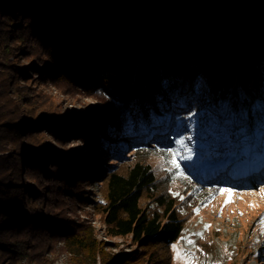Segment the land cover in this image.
Segmentation results:
<instances>
[{
	"label": "trees",
	"instance_id": "obj_1",
	"mask_svg": "<svg viewBox=\"0 0 264 264\" xmlns=\"http://www.w3.org/2000/svg\"><path fill=\"white\" fill-rule=\"evenodd\" d=\"M150 25L154 43L170 27L175 32L162 42L165 58L157 56L165 70L145 88L137 57L144 60L155 46ZM259 36L264 3L258 0H0V264H48L46 253L59 244L74 264H171L172 244L206 188L233 179L228 172L196 181L184 159L235 154L264 162V49L249 53L245 45ZM225 50L238 62L235 80L224 68ZM20 57L40 65L32 70L41 81H64L106 100L99 138L106 167H90L96 152L83 161L86 169L78 168L76 153L72 159L55 154L46 134L61 144L72 137L90 145L94 128L35 93ZM193 57L179 88L177 65ZM203 73L216 82L218 107L201 84ZM252 78L253 97L242 85ZM176 139L185 142L183 150ZM173 147L179 165L170 160ZM91 178L102 195L95 212L107 236L130 237L136 253L115 259L89 223L67 217Z\"/></svg>",
	"mask_w": 264,
	"mask_h": 264
},
{
	"label": "rangeland",
	"instance_id": "obj_2",
	"mask_svg": "<svg viewBox=\"0 0 264 264\" xmlns=\"http://www.w3.org/2000/svg\"><path fill=\"white\" fill-rule=\"evenodd\" d=\"M215 1L235 3L252 0ZM258 1L264 3V0ZM169 18L171 17L166 16L165 21H169ZM126 24L127 33H129L132 25H129L128 22ZM143 25H146V23ZM143 25L140 24L139 26L142 27ZM185 25L189 26L188 23H185ZM174 32L170 27L165 38H162L160 43H154L153 41H156L154 28L150 25L148 40H150V46L154 44L155 46H153L151 52L145 53L144 60H141L140 56V58L137 57L145 88L149 81L157 82L158 70H165L163 64L157 61V56L165 58L164 51H162V42L167 38L171 39ZM173 45L170 40L167 51L171 52ZM245 45L249 53L250 51L259 52L264 49V38L259 36L249 43L246 41ZM90 53L92 56L94 51H90ZM222 53H224L226 60L224 68L227 72L232 73L235 80L239 74L238 62L231 58L226 53V50ZM201 56L206 60L209 58L206 53L201 54ZM195 61L196 59L193 57L188 63L177 65L179 77L176 80V84L179 88H182L185 84L187 65L195 63ZM18 65L28 67V75H31L34 79L32 88L35 89V93L50 98L56 112L76 117L78 125L81 124L83 126L84 123H89L94 128L96 140L90 145L80 140V138L72 137L66 143L61 144L46 134V139L54 147L55 154L72 159L74 158V153H76L80 158L79 161H81L78 164V168L86 169L85 165L82 164L83 161L96 152L97 163L94 162L95 165L90 167L99 169L96 165H99V162H102V167H106L109 164V156L105 154L101 146L105 141H99L103 134L102 121L108 119V113L105 109L106 105L104 104L106 100L64 81L58 83L41 81L37 77V72L32 70L34 67L40 66L38 63L33 64L27 59L20 57ZM250 68L253 69L254 67L250 65ZM127 69L128 63L125 64L124 71ZM137 69L138 65L133 68V72L138 71ZM201 84L210 92V97L217 106L216 82L214 78L207 73H203ZM242 85L247 94L253 97V87L257 86L256 81L252 78L249 83H242ZM155 93H158V91L156 90ZM150 133L155 135L160 132L153 131ZM146 136L148 135L146 134ZM125 142L129 144L128 138H125ZM175 143L182 150L186 147L184 145L185 142L183 143L182 140L176 139ZM178 148L173 147L169 150L170 160L175 165L180 164ZM128 150L129 148L127 147L125 154H128ZM183 153L186 154L187 150L185 149ZM184 161L192 168L193 177L196 181L218 179L220 175L222 177L228 172L233 174V179L231 181H223L220 178L218 185H211L206 188L205 197L201 198L192 214L187 218L183 234L172 244L171 264H264V162L257 160L250 163L245 157H238L235 154L215 161L206 159L204 156L200 157L196 154H191ZM188 180L193 184V181ZM96 183L91 178L87 185H83L81 190L84 192L80 194L82 202L73 204L72 208L74 210L68 212L67 217L74 221L80 220L89 223L95 229L97 239L104 243V251L114 256L115 259L121 258L126 254L136 253L139 248L131 242L130 237L112 238L107 236L106 226L100 215L95 212V203L102 200V195ZM59 245H57L55 250H49L46 253L45 258L48 264H74L69 253L58 249ZM25 262V260L22 261V263ZM98 264L101 263L98 262Z\"/></svg>",
	"mask_w": 264,
	"mask_h": 264
},
{
	"label": "water",
	"instance_id": "obj_3",
	"mask_svg": "<svg viewBox=\"0 0 264 264\" xmlns=\"http://www.w3.org/2000/svg\"><path fill=\"white\" fill-rule=\"evenodd\" d=\"M251 20L250 21H248V22H250L251 24H254V23H256L257 22V19H254V18H250Z\"/></svg>",
	"mask_w": 264,
	"mask_h": 264
}]
</instances>
